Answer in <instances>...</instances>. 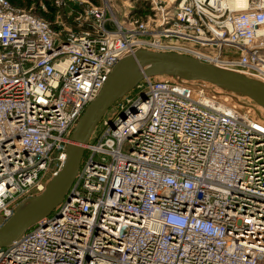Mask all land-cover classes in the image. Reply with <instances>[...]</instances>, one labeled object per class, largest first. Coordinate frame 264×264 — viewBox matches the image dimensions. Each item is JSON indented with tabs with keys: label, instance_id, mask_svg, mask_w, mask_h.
<instances>
[{
	"label": "built area",
	"instance_id": "built-area-1",
	"mask_svg": "<svg viewBox=\"0 0 264 264\" xmlns=\"http://www.w3.org/2000/svg\"><path fill=\"white\" fill-rule=\"evenodd\" d=\"M28 1L0 0V225L44 189L83 109L136 49L264 83V0H145L144 16L131 0L117 13L111 0H52L53 20ZM185 86L145 77L114 104L69 194L0 247V264H264V112Z\"/></svg>",
	"mask_w": 264,
	"mask_h": 264
},
{
	"label": "water",
	"instance_id": "water-1",
	"mask_svg": "<svg viewBox=\"0 0 264 264\" xmlns=\"http://www.w3.org/2000/svg\"><path fill=\"white\" fill-rule=\"evenodd\" d=\"M162 74L183 80L209 82L247 97L264 108V83L261 81L187 54L136 49L114 64L98 94L85 106L68 136L64 157L44 189L19 202L11 216L0 225V247L11 244L27 229L56 210L70 192L80 168L84 145L108 109L130 94L145 77ZM123 116L125 113H122Z\"/></svg>",
	"mask_w": 264,
	"mask_h": 264
},
{
	"label": "rangeland",
	"instance_id": "rangeland-1",
	"mask_svg": "<svg viewBox=\"0 0 264 264\" xmlns=\"http://www.w3.org/2000/svg\"><path fill=\"white\" fill-rule=\"evenodd\" d=\"M50 1L52 2V0H33V2H36L37 5L39 3L45 5L46 10H41L40 12L38 11L39 14H41L44 18H46L47 20H53L54 15L52 10H50L51 6H49L48 4H50ZM92 2H95L96 4H98L100 2V0H90ZM123 0H111V7H112V11L113 13H117V11H119L120 9L122 10L123 4H122ZM28 2H31L30 0ZM131 5L133 6V9L136 10V12L138 13V15H142L144 16L147 13L148 7L146 5V1L145 0H131ZM69 7H64L63 12L67 13ZM228 48L225 47L223 49V51H227ZM154 79L157 80H162V79H171L168 75H154L153 76ZM190 87L192 89H196V85H190ZM210 91H209V97L212 98V96H215L217 98H219L217 101L222 102L223 104H235L237 107L239 108H253L254 112L259 111L260 113L264 112L260 107H258L257 105L253 104V102L251 100H249L246 97L237 95V94H233L232 97L228 96L227 94H225L224 90H218L215 87H212L210 85H208ZM130 93H134V90H132ZM217 93V94H216ZM230 94H232L229 91ZM211 94V95H210ZM238 99V103L235 102V98ZM253 107H251V106ZM258 113V112H257ZM117 115V110L115 109V106L113 105L112 107H110L108 109V111L105 113V118L108 120H112L115 118V116ZM58 166V165H57ZM50 178V177H49Z\"/></svg>",
	"mask_w": 264,
	"mask_h": 264
},
{
	"label": "bare ground",
	"instance_id": "bare-ground-1",
	"mask_svg": "<svg viewBox=\"0 0 264 264\" xmlns=\"http://www.w3.org/2000/svg\"><path fill=\"white\" fill-rule=\"evenodd\" d=\"M220 2H221V5H223V6H227V7H229V8H231V9H242V8H244L245 6H246V0H220ZM175 52V51H174ZM184 54V53H183ZM188 55V54H187ZM191 56V55H190ZM194 57V56H193ZM196 58V57H195ZM209 63H212V62H209ZM212 64H214V65H216V66H218V67H221V66H219V64H217V63H212ZM221 68H225V67H221ZM225 69H228V68H225ZM229 70H231V69H229ZM232 71H235V70H232ZM235 72H238V73H241V74H243V75H245V76H247L248 78H251V79H255V80H258V81H261V80H259V79H257L254 75H252V74H249V73H243V72H239V71H235ZM171 79L170 80H176V81H179V82H181V81H183V83L184 84H186V86L185 87H182V89L183 88H189V89H192L191 87H190V85H193V84H195L196 85V89L197 90H202L203 92H207L208 94L206 95L208 98H210L209 100H212V103L217 107V108H219V109H222V110H224V107L223 106H221V105H225V104H223L222 102H218L217 100L219 99V98H217V97H215V96H212V98L211 97H209V91H210V89H209V87H208V85H210V86H212V87H215V88H217L218 90H224V89H222V88H219L218 86H216V85H213V84H211V83H209V82H205V81H200V80H183V79H179V78H174V77H171V76H169ZM162 80H169V78L168 79H162ZM262 82V81H261ZM263 83V82H262ZM200 85H204L203 87H201L200 88ZM198 88H200V89H198ZM196 89H194V90H196ZM184 91L186 92H182L183 94H190L191 92L190 91H188V90H185L184 89ZM225 91V94H227L228 96H231L232 97V95L234 94V93H232V94H230L229 93V91L228 90H224ZM217 94V93H216ZM211 95V94H210ZM247 98V97H246ZM235 99V102L236 103H238L239 101H238V99H236V97L234 98ZM249 99V98H248ZM250 100V99H249ZM252 101V100H251ZM253 102V101H252ZM240 103V102H239ZM253 104H255V105H257L256 103H254L253 102ZM251 106V105H250ZM258 107H260L263 111H264V108H262L261 106H259V105H257ZM251 107H253V106H251ZM84 110V109H83ZM256 111V110H255ZM83 112V111H82ZM256 112H258V113H260L259 111H256ZM81 115V114H80ZM79 118V117H78ZM70 134V133H69ZM64 153H65V151H64Z\"/></svg>",
	"mask_w": 264,
	"mask_h": 264
},
{
	"label": "trees",
	"instance_id": "trees-1",
	"mask_svg": "<svg viewBox=\"0 0 264 264\" xmlns=\"http://www.w3.org/2000/svg\"><path fill=\"white\" fill-rule=\"evenodd\" d=\"M13 1V0H12Z\"/></svg>",
	"mask_w": 264,
	"mask_h": 264
}]
</instances>
